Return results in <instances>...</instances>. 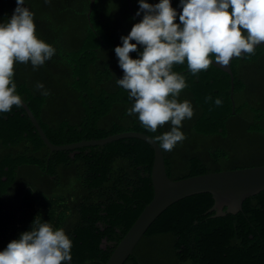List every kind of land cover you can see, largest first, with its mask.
I'll return each mask as SVG.
<instances>
[{"label": "trees", "instance_id": "1", "mask_svg": "<svg viewBox=\"0 0 264 264\" xmlns=\"http://www.w3.org/2000/svg\"><path fill=\"white\" fill-rule=\"evenodd\" d=\"M131 2L136 12L138 0ZM25 5L34 13L37 36L56 52L36 69L15 63L14 80L51 142L124 131L154 138L170 129L166 122L152 133L135 114L126 115L132 101L116 84L123 70L114 48L141 19L130 14L127 0H95L89 18L90 0ZM15 6L16 0H0V21ZM230 66L234 106L228 73L210 64L193 75L187 62L174 64L187 82L178 99L189 100L194 115L182 122L185 138L171 151L161 149L169 178L264 164V43L254 54L233 57ZM153 157L152 146L135 137L51 151L22 105H13L0 113V250L39 220L70 236L71 264H104L152 199ZM213 203L212 194L202 192L170 204L123 264H264V189L245 198L237 213L214 216Z\"/></svg>", "mask_w": 264, "mask_h": 264}, {"label": "clouds", "instance_id": "2", "mask_svg": "<svg viewBox=\"0 0 264 264\" xmlns=\"http://www.w3.org/2000/svg\"><path fill=\"white\" fill-rule=\"evenodd\" d=\"M138 5L135 16L142 18L114 48L123 70L116 84L132 101L126 115L135 114L146 130L155 133L170 123V129L154 139L161 149L171 151L185 138L182 122L194 115L191 102L178 99L187 82L184 74L173 70L174 64L187 62L196 75L210 64L227 66L233 57L254 54L264 42V0H179L177 7L172 0H138ZM55 52L37 36L34 13L25 0H16L11 16L0 21V113L22 105L14 64L30 62L36 69ZM35 87L49 95L42 82ZM214 103L220 105L222 100L216 98ZM72 246L62 227L35 220L0 250V264H71Z\"/></svg>", "mask_w": 264, "mask_h": 264}, {"label": "water", "instance_id": "3", "mask_svg": "<svg viewBox=\"0 0 264 264\" xmlns=\"http://www.w3.org/2000/svg\"><path fill=\"white\" fill-rule=\"evenodd\" d=\"M94 1L95 0H90L87 12L88 18ZM127 4L129 12L133 17L142 18L135 16L136 12L133 10L131 0H127ZM177 10L178 12L180 11L179 8ZM261 43L263 44L264 42ZM231 60L227 66L215 63H213V65L230 75V97L232 105L234 106L232 95L234 82L230 66ZM22 107L26 111L30 121L33 123L35 130L51 151L75 150L80 147L102 145L113 140L127 137L142 139L152 146L154 150L153 163L150 172L153 186L152 199L144 206L136 220L116 244L114 250L104 264H123L154 219L166 207L181 198L196 193L209 192L212 194L214 199V203L210 208V211L215 212L214 216H221L226 213H237L241 210L242 202L245 198L264 189V164L208 172L177 180L171 179L167 175L163 152L159 147L158 142L153 137L143 132L124 131L99 139L81 140L61 145L54 144L46 136L32 111L23 100Z\"/></svg>", "mask_w": 264, "mask_h": 264}]
</instances>
